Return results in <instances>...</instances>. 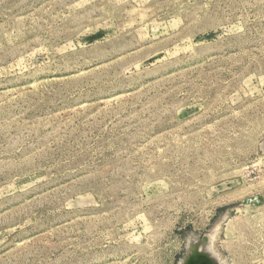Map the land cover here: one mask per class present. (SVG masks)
<instances>
[{
  "label": "rangeland",
  "instance_id": "374dc122",
  "mask_svg": "<svg viewBox=\"0 0 264 264\" xmlns=\"http://www.w3.org/2000/svg\"><path fill=\"white\" fill-rule=\"evenodd\" d=\"M198 237L264 264V0H0V264Z\"/></svg>",
  "mask_w": 264,
  "mask_h": 264
},
{
  "label": "water",
  "instance_id": "95a60500",
  "mask_svg": "<svg viewBox=\"0 0 264 264\" xmlns=\"http://www.w3.org/2000/svg\"><path fill=\"white\" fill-rule=\"evenodd\" d=\"M199 240H205L204 237H198ZM183 264H217L215 259L206 253L198 251L195 247L190 251H187V254L184 258Z\"/></svg>",
  "mask_w": 264,
  "mask_h": 264
},
{
  "label": "bare ground",
  "instance_id": "6f19581e",
  "mask_svg": "<svg viewBox=\"0 0 264 264\" xmlns=\"http://www.w3.org/2000/svg\"><path fill=\"white\" fill-rule=\"evenodd\" d=\"M209 245L205 241H197L196 239H193V238H191V240L189 242L190 250L195 247L198 251L203 252V253H206L207 255L211 256L213 259H215V261L217 262V264H219V262L214 257L215 254H213V253L210 252L211 251V249H210L211 247ZM183 263H184V261L182 262V264Z\"/></svg>",
  "mask_w": 264,
  "mask_h": 264
}]
</instances>
